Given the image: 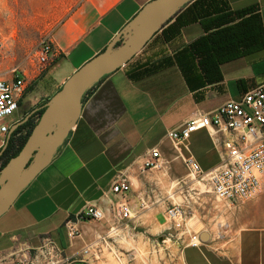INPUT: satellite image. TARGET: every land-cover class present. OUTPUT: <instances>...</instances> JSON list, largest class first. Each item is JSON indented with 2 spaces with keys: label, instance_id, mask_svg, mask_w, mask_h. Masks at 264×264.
<instances>
[{
  "label": "crops",
  "instance_id": "1",
  "mask_svg": "<svg viewBox=\"0 0 264 264\" xmlns=\"http://www.w3.org/2000/svg\"><path fill=\"white\" fill-rule=\"evenodd\" d=\"M149 1L53 3L49 35L56 53L41 74L26 75L20 112L11 125L103 51ZM261 83L264 0H188L171 11L131 59L95 82L52 158L0 216V264H9L24 244L37 247L44 234L73 262H81L83 246L107 234L109 215L101 221L83 220L78 226L81 237L71 246L64 223L86 204L106 210L102 192L118 172L131 183L124 197L132 210L118 233L159 237L172 231L182 239V264H264V186L258 196L241 204L219 200L207 176L187 174L164 137L167 129L181 127L195 112H211ZM8 133H0V150ZM154 146L168 161L167 168L141 171L142 158ZM188 148L205 173L219 162L218 148L206 129L190 134ZM172 204L180 205L184 216L178 228L168 231L164 212ZM202 232L205 241L189 243L194 233Z\"/></svg>",
  "mask_w": 264,
  "mask_h": 264
},
{
  "label": "built area",
  "instance_id": "2",
  "mask_svg": "<svg viewBox=\"0 0 264 264\" xmlns=\"http://www.w3.org/2000/svg\"><path fill=\"white\" fill-rule=\"evenodd\" d=\"M56 49L50 35H45L38 43L35 59L30 69L13 68L11 78L0 77V133L5 134L11 126V118L18 108L19 101L26 90V75L36 77L41 74L54 56ZM206 129L218 148L219 162L208 173L202 171L192 154L189 153L188 138L192 132ZM164 137L170 141L172 147L187 169V174L193 178L207 176L211 192L215 198L229 204H241L258 196L264 186V83H261L237 100H227L211 112H195L179 128L165 131ZM183 149L187 154L183 153ZM168 161L161 158L156 146L142 158L140 169L167 168ZM131 188L127 175L118 172L113 178L109 189L102 192V199L107 201V208L103 210L94 204H86L84 208L64 223L68 243L81 237L79 224L86 219L101 221L109 215L110 226L105 235H101L92 243L83 246L81 255H87L100 242L106 243V238L117 235L118 230L125 227L130 218L131 206L125 199ZM113 195H121V199H114ZM165 218L170 226L168 230H175L181 224L184 216L183 208L172 204L165 209ZM171 235V234H169ZM189 243L200 244L198 234H193ZM31 250L38 254L52 256L63 255V251L56 245L49 234L40 238L37 247L28 244L12 254L11 264H24L30 257Z\"/></svg>",
  "mask_w": 264,
  "mask_h": 264
},
{
  "label": "water",
  "instance_id": "3",
  "mask_svg": "<svg viewBox=\"0 0 264 264\" xmlns=\"http://www.w3.org/2000/svg\"><path fill=\"white\" fill-rule=\"evenodd\" d=\"M188 0H151L113 37L106 48L74 71L60 89L22 121L10 126L11 133L36 110L43 108L38 121L20 151L0 170V216L11 206L20 190L52 158L62 138L76 123L86 90L104 75L131 59L159 28L168 14ZM200 241L206 232L198 235Z\"/></svg>",
  "mask_w": 264,
  "mask_h": 264
},
{
  "label": "rangeland",
  "instance_id": "4",
  "mask_svg": "<svg viewBox=\"0 0 264 264\" xmlns=\"http://www.w3.org/2000/svg\"><path fill=\"white\" fill-rule=\"evenodd\" d=\"M56 1L0 0L1 78H11V69H22L34 61L39 41L50 33L53 26L56 10L53 3ZM105 240V244L100 242L89 254L82 255L80 263L182 264L179 254L182 239L177 238L172 231L159 237L137 231L124 234L119 232ZM37 252L31 250L30 257L24 264L74 263L71 256L63 254L59 257Z\"/></svg>",
  "mask_w": 264,
  "mask_h": 264
},
{
  "label": "trees",
  "instance_id": "5",
  "mask_svg": "<svg viewBox=\"0 0 264 264\" xmlns=\"http://www.w3.org/2000/svg\"><path fill=\"white\" fill-rule=\"evenodd\" d=\"M95 89V83L91 85L85 92L82 98L83 101L93 92ZM21 104V100L19 101V105ZM42 105V104H40ZM38 105L37 107H39ZM43 112V108H39L36 110L28 120L21 126H18L10 135L5 149L0 154V170L5 166L8 160L14 157L22 148L29 134L31 133L34 125L38 121L41 113ZM70 264H81L80 262H74Z\"/></svg>",
  "mask_w": 264,
  "mask_h": 264
},
{
  "label": "flooded vegetation",
  "instance_id": "6",
  "mask_svg": "<svg viewBox=\"0 0 264 264\" xmlns=\"http://www.w3.org/2000/svg\"><path fill=\"white\" fill-rule=\"evenodd\" d=\"M20 108H21V105H18V108H17V110L15 111L16 115L20 112ZM27 114H28V113H27ZM27 114L22 115L18 121H22V120L25 118V116H26ZM28 118H29V117H28ZM28 118H27L24 122H22L21 125H23V124L28 120ZM21 125H20V126H21Z\"/></svg>",
  "mask_w": 264,
  "mask_h": 264
},
{
  "label": "bare ground",
  "instance_id": "7",
  "mask_svg": "<svg viewBox=\"0 0 264 264\" xmlns=\"http://www.w3.org/2000/svg\"><path fill=\"white\" fill-rule=\"evenodd\" d=\"M201 189V188H200ZM202 190V189H201ZM218 223V222H217ZM218 226V225H217ZM219 227V226H218ZM221 229V228H220Z\"/></svg>",
  "mask_w": 264,
  "mask_h": 264
}]
</instances>
